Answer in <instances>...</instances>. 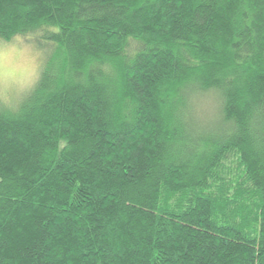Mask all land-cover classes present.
I'll return each instance as SVG.
<instances>
[{"label": "trees", "instance_id": "1", "mask_svg": "<svg viewBox=\"0 0 264 264\" xmlns=\"http://www.w3.org/2000/svg\"><path fill=\"white\" fill-rule=\"evenodd\" d=\"M17 35L0 264H264V0H0Z\"/></svg>", "mask_w": 264, "mask_h": 264}, {"label": "clouds", "instance_id": "2", "mask_svg": "<svg viewBox=\"0 0 264 264\" xmlns=\"http://www.w3.org/2000/svg\"><path fill=\"white\" fill-rule=\"evenodd\" d=\"M23 37L0 41V104L17 111L38 87L46 59L36 48H23Z\"/></svg>", "mask_w": 264, "mask_h": 264}, {"label": "rangeland", "instance_id": "3", "mask_svg": "<svg viewBox=\"0 0 264 264\" xmlns=\"http://www.w3.org/2000/svg\"><path fill=\"white\" fill-rule=\"evenodd\" d=\"M21 47H23V48H36L37 50H39L40 52H42L43 54H44V56H45V50L44 49H41V48H39V46H35V44L34 43H29V42H26L24 39H23V42L21 43V45H20ZM1 106H4V105H2V104H0Z\"/></svg>", "mask_w": 264, "mask_h": 264}]
</instances>
